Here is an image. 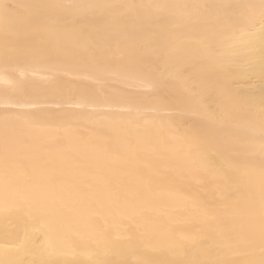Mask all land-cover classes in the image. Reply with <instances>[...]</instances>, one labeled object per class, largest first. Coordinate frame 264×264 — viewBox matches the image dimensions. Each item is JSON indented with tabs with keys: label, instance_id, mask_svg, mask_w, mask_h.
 <instances>
[{
	"label": "bare ground",
	"instance_id": "bare-ground-1",
	"mask_svg": "<svg viewBox=\"0 0 264 264\" xmlns=\"http://www.w3.org/2000/svg\"><path fill=\"white\" fill-rule=\"evenodd\" d=\"M0 264H264V0H0Z\"/></svg>",
	"mask_w": 264,
	"mask_h": 264
}]
</instances>
